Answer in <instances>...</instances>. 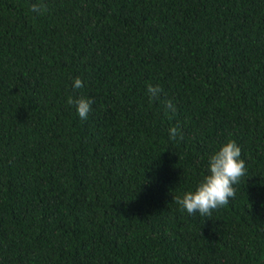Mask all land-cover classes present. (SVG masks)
<instances>
[{
    "label": "trees",
    "instance_id": "16d2710c",
    "mask_svg": "<svg viewBox=\"0 0 264 264\" xmlns=\"http://www.w3.org/2000/svg\"><path fill=\"white\" fill-rule=\"evenodd\" d=\"M35 2L0 0V264H264V0ZM229 140L235 198L181 211Z\"/></svg>",
    "mask_w": 264,
    "mask_h": 264
},
{
    "label": "clouds",
    "instance_id": "9594fccd",
    "mask_svg": "<svg viewBox=\"0 0 264 264\" xmlns=\"http://www.w3.org/2000/svg\"><path fill=\"white\" fill-rule=\"evenodd\" d=\"M34 13L41 14L46 11V5L40 0L31 5ZM84 87V82L80 77L73 81L74 89ZM147 95L150 101L159 100L163 92L160 85L148 83L146 86ZM94 101L91 98L81 96L78 99L69 97L68 105H75L76 112L81 120H87L92 110ZM166 113L176 111L171 100L164 104ZM179 134L176 127L169 129V137L175 140ZM242 150L238 144L229 140L209 158V173L199 183L194 191L185 192L182 197H174L175 202L180 206L181 211H186L189 215L199 213L204 217H211L214 210H218L229 204L230 199L236 196L234 185L240 183L242 177L247 173L246 162L241 158Z\"/></svg>",
    "mask_w": 264,
    "mask_h": 264
}]
</instances>
